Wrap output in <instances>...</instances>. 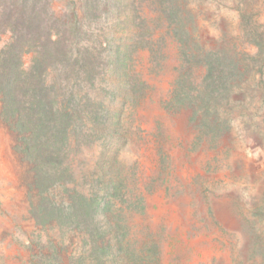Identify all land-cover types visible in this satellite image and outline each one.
<instances>
[{
    "label": "rangeland",
    "instance_id": "obj_1",
    "mask_svg": "<svg viewBox=\"0 0 264 264\" xmlns=\"http://www.w3.org/2000/svg\"><path fill=\"white\" fill-rule=\"evenodd\" d=\"M246 1L252 20L264 25V0H191L197 36L212 47L218 28L239 35ZM51 4V24L63 28L72 63L88 58L96 67L94 83L79 67L71 72L69 90L86 103L88 98L105 104L92 143L84 155L71 157L78 182L90 195L115 204L99 217L104 241L112 247L94 254L95 244L84 231L37 222L41 197L32 165L17 151V134L3 121L0 101V264H41L55 253L62 259L51 264H134L118 246L123 231L111 225L117 214L129 226L126 241L132 239L137 249L155 244L153 264H264V76L256 72L246 95L235 97L239 104L220 107L226 130L209 132L193 122L192 111L171 105L178 76L175 51L167 50L159 65L141 47L139 14L150 15L145 5L142 14L133 0ZM11 39L0 10V52ZM33 58V53L24 56L26 70ZM122 58L126 67L118 64ZM137 82L147 89L135 103L128 91ZM119 178L126 188L115 196L112 182ZM52 197L59 204L67 200L59 187Z\"/></svg>",
    "mask_w": 264,
    "mask_h": 264
},
{
    "label": "trees",
    "instance_id": "obj_2",
    "mask_svg": "<svg viewBox=\"0 0 264 264\" xmlns=\"http://www.w3.org/2000/svg\"><path fill=\"white\" fill-rule=\"evenodd\" d=\"M191 4V0H133L136 11L143 14V5L150 11L146 18L139 14L138 35L141 47L148 48L159 65L168 58L167 50L175 51L178 76L171 105L178 111H192L194 123L202 124L209 132L221 133L227 122H221L220 107L239 104L235 97L246 95L257 81L256 72L261 78L264 76V25L252 20L246 1L240 12L242 32L235 35L218 28L215 46H207L197 36L196 14ZM51 5V0H0L1 24L12 34L11 42L0 52L1 117L17 134V151L32 165L34 184L41 197V203L35 207L37 222L82 230L95 244L92 253L104 254L112 245L104 241L99 217L101 212L104 216L110 213L115 204L103 203L97 194L90 195L89 187L78 182L75 158L71 156L84 155L92 143L98 130L95 128L101 126L105 116V104L88 98L86 103L68 89L78 67L79 73L86 74L94 83L96 67L88 58H77L72 63V48L63 37V28L51 24ZM29 53L34 58L26 70L23 58ZM118 64L126 67L127 61L118 59ZM55 73H59L58 77H51ZM146 89L145 83L133 84L128 99L137 103L145 98ZM57 187L66 193L64 204L52 197ZM112 187L118 196L126 188L124 179L113 181ZM137 202L141 207L142 199ZM111 225L116 231H123L118 246L134 264L154 263L155 244L137 249L132 239L126 241L130 230L121 215L117 214ZM53 258L62 259L55 253L52 258L44 256L41 264H51L49 260Z\"/></svg>",
    "mask_w": 264,
    "mask_h": 264
}]
</instances>
